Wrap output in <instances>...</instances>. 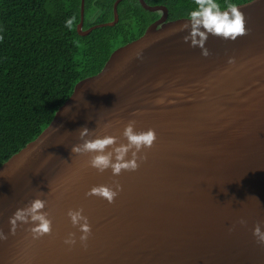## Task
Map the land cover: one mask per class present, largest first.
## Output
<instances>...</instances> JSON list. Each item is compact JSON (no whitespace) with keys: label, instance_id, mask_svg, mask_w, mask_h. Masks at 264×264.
Instances as JSON below:
<instances>
[{"label":"water","instance_id":"95a60500","mask_svg":"<svg viewBox=\"0 0 264 264\" xmlns=\"http://www.w3.org/2000/svg\"><path fill=\"white\" fill-rule=\"evenodd\" d=\"M85 1L80 34L119 21L122 0L112 21L84 29ZM140 2L162 11L160 18L80 80L45 127L0 166V229L8 234L0 240V264H264V245L253 235L257 223L264 230V64L244 80L191 92L187 104L172 103L170 116L156 103L165 86L184 89V78L230 69L239 57L234 65L264 59V0L236 3L247 34L235 41L210 35L209 56L184 42L187 31L173 33L189 17L170 20L165 5ZM131 120L158 137L138 170L99 173L88 155L72 152L83 127L101 134L110 123L108 131L127 142L122 133ZM114 181L123 186L114 203L86 195ZM37 196L48 200L52 234L33 239L26 224L10 234L9 218ZM79 208L92 226L87 247L67 215ZM70 232L77 234L74 246L64 243Z\"/></svg>","mask_w":264,"mask_h":264},{"label":"trees","instance_id":"16d2710c","mask_svg":"<svg viewBox=\"0 0 264 264\" xmlns=\"http://www.w3.org/2000/svg\"><path fill=\"white\" fill-rule=\"evenodd\" d=\"M82 0H0V166L35 136L82 79L117 47L141 36L162 11L122 0L115 25L78 31ZM168 18L189 17L195 0H145ZM245 0H217L222 8ZM116 0H86L84 29L114 19ZM75 16L72 29L66 21Z\"/></svg>","mask_w":264,"mask_h":264},{"label":"clouds","instance_id":"9594fccd","mask_svg":"<svg viewBox=\"0 0 264 264\" xmlns=\"http://www.w3.org/2000/svg\"><path fill=\"white\" fill-rule=\"evenodd\" d=\"M195 4L197 5L196 9L190 12L186 22L174 29L173 33L187 31L188 34L183 37L184 42H190L191 47L202 49L203 56L211 54L206 47L210 35L235 41L238 37L247 34L246 14L236 4L229 3L225 8H222L217 0H195ZM75 19V16L69 18L66 21V27L72 29ZM156 103H163V100H157ZM71 108V105L67 106L64 109L65 113L70 112ZM110 127L111 124L107 123L99 128L101 134H97V128L90 130L88 127H83L78 133L81 142L73 145L72 152L77 155H88V166L96 169L99 173L111 169L112 175L115 177L122 174L123 171L138 170L141 162L147 159L146 150L155 145L158 138L156 130L154 128L136 130V122L131 120L126 124L122 133L127 142H122L120 136L108 131ZM122 190L123 186L119 181H114L113 184L93 186L86 195L100 197L111 204L115 202ZM42 195H44L43 192H41ZM41 196H37L26 206L18 208L9 218L10 234L14 235L17 228L25 224L29 225L28 231L33 239H40L45 235L52 234L53 218L49 211H45L48 200ZM67 215L73 227H77L81 233L79 242L87 247V241L92 235L89 217L84 214L83 208L69 209ZM238 223L246 225L247 221L241 218ZM234 227L229 231H233ZM253 235L258 244L264 245V230L259 223L255 226ZM7 239L8 234L0 229V240ZM64 243L69 246L76 245V232H70L65 237Z\"/></svg>","mask_w":264,"mask_h":264},{"label":"bare ground","instance_id":"6f19581e","mask_svg":"<svg viewBox=\"0 0 264 264\" xmlns=\"http://www.w3.org/2000/svg\"><path fill=\"white\" fill-rule=\"evenodd\" d=\"M260 55H257L256 57L249 60V56L245 58L240 64L234 65L236 61H239L240 57L237 59H234L233 62L230 63V69H223V65L214 70L210 76H206L204 78L197 79L196 77L191 78H184L183 80V87L184 89L179 90L176 92L175 89H178L180 86H176L174 89L173 85H170L168 87H164L161 89L160 93L157 94L158 100L162 99L163 103L162 105H167V109L160 108V112L163 114H166L165 116L172 115V109L171 105L172 103H177L179 101H185L186 104L189 102V100L192 99L190 96L191 92H194L196 90H199L203 87H205L209 83H217L220 82L222 85H229L236 83L238 81L244 80L245 77H248L250 74L257 72H254L255 70H259L262 68L264 64L263 58H258ZM245 60H248V62L243 63ZM182 83V81H180ZM171 87V88H170ZM181 92V93H180ZM194 94V93H193ZM209 95V93L205 94ZM193 98H196L195 95ZM161 105V106H162Z\"/></svg>","mask_w":264,"mask_h":264}]
</instances>
